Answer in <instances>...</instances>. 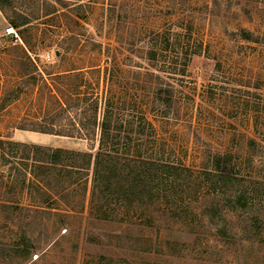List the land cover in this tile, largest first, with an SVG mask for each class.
I'll return each mask as SVG.
<instances>
[{"label": "rangeland", "instance_id": "374dc122", "mask_svg": "<svg viewBox=\"0 0 264 264\" xmlns=\"http://www.w3.org/2000/svg\"><path fill=\"white\" fill-rule=\"evenodd\" d=\"M12 3L31 23L0 36V264H264V0ZM94 105L123 162L153 157L180 178L142 198L17 146L95 154L99 129H30Z\"/></svg>", "mask_w": 264, "mask_h": 264}, {"label": "trees", "instance_id": "16d2710c", "mask_svg": "<svg viewBox=\"0 0 264 264\" xmlns=\"http://www.w3.org/2000/svg\"><path fill=\"white\" fill-rule=\"evenodd\" d=\"M0 9L15 29L31 23L29 18L13 11L12 0H0ZM8 10L13 11L15 18L12 19ZM49 13H52V10ZM67 118L69 119L67 124H64L62 118L58 117L56 118L58 120H52L49 124H36L30 129L61 136H83L89 141L95 139L99 129V147L97 152L94 154L92 151H75L16 142L17 146L22 148L25 157H33L39 169L46 171L50 167H62L63 169H70L69 171L85 174L92 171L95 187L100 185L101 180L105 178L104 184L107 186L111 184L127 186L126 191L128 193H137L142 198L146 195L145 190H147V187H151L149 186L151 182L159 183L164 180L172 182L180 178L179 167L173 163L159 162L153 157L143 158L137 156L135 159L123 162L121 157L118 156V144L114 142L116 134H114V126L111 123V119L108 114H105L103 120L99 123L98 110L95 105L89 115L87 114V109H84L80 112L78 120L73 119L70 114H67ZM213 165L214 176L219 182L226 184L233 180L234 176L230 173V164L227 156L216 155ZM151 188L148 191L152 196L154 195V188ZM156 191L159 190L157 189ZM236 204L242 208L246 207V200L243 194L238 196Z\"/></svg>", "mask_w": 264, "mask_h": 264}, {"label": "built area", "instance_id": "2783aa9c", "mask_svg": "<svg viewBox=\"0 0 264 264\" xmlns=\"http://www.w3.org/2000/svg\"><path fill=\"white\" fill-rule=\"evenodd\" d=\"M5 35H9L15 42L21 41L18 31L11 25L5 28Z\"/></svg>", "mask_w": 264, "mask_h": 264}, {"label": "crops", "instance_id": "0c3cea01", "mask_svg": "<svg viewBox=\"0 0 264 264\" xmlns=\"http://www.w3.org/2000/svg\"><path fill=\"white\" fill-rule=\"evenodd\" d=\"M11 25L4 12L0 9V36L4 35L5 28Z\"/></svg>", "mask_w": 264, "mask_h": 264}]
</instances>
